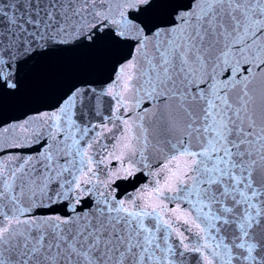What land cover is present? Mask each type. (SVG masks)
<instances>
[{
  "label": "water",
  "instance_id": "1",
  "mask_svg": "<svg viewBox=\"0 0 264 264\" xmlns=\"http://www.w3.org/2000/svg\"><path fill=\"white\" fill-rule=\"evenodd\" d=\"M0 264H264V0H0Z\"/></svg>",
  "mask_w": 264,
  "mask_h": 264
}]
</instances>
